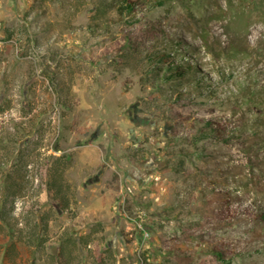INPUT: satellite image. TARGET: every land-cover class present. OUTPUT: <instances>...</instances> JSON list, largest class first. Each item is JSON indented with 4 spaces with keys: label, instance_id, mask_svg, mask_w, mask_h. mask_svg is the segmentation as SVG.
<instances>
[{
    "label": "rangeland",
    "instance_id": "374dc122",
    "mask_svg": "<svg viewBox=\"0 0 264 264\" xmlns=\"http://www.w3.org/2000/svg\"><path fill=\"white\" fill-rule=\"evenodd\" d=\"M101 1L0 0V142L25 187H0V264H63L65 246L68 264H264V0L93 20ZM61 155L63 212L46 188Z\"/></svg>",
    "mask_w": 264,
    "mask_h": 264
},
{
    "label": "trees",
    "instance_id": "16d2710c",
    "mask_svg": "<svg viewBox=\"0 0 264 264\" xmlns=\"http://www.w3.org/2000/svg\"><path fill=\"white\" fill-rule=\"evenodd\" d=\"M170 0H121L119 3H111L104 0L101 1L100 5L97 7V12L93 17V20L101 18L106 14L107 11H116L122 17H131L134 16L138 8L143 4H152L153 6H164ZM94 31V28H91ZM170 68V67H169ZM171 70H179L178 67H171ZM192 70V67L190 68ZM179 77H184L185 73H178ZM1 112L4 111L3 106L0 107ZM204 134L207 132H212L218 136H225L227 134L226 125H223L220 122H217L214 119H208L205 121ZM4 142V143H3ZM0 142V151H3V158H0V174L3 178V186H0L4 190V202L9 198L16 199L24 191V183H22L23 177H19V167L23 160L22 151L18 148H14L13 151L10 150L9 145L10 141ZM11 161H13L11 163ZM10 166V167H9ZM9 167V168H8ZM68 167V161L66 155H61L55 159V162L51 169L49 170V177L46 184V188L49 194H51L53 200L57 203V209L60 212L65 211L70 206L69 199V185L65 182L64 172ZM249 213V211H246ZM258 217L264 221V212L257 213ZM38 222L30 223L32 226L31 231L28 233L26 240L27 245L31 247H42L44 243L43 235L40 234V231H46L48 222L51 219L50 215H42L38 217ZM6 215L0 217V221L6 222ZM27 222L26 225L29 224ZM8 224V223H7ZM1 226V225H0ZM30 226V225H29ZM28 228V227H27ZM65 247L61 248L60 257L63 259V264H68L70 258V251L65 250Z\"/></svg>",
    "mask_w": 264,
    "mask_h": 264
}]
</instances>
